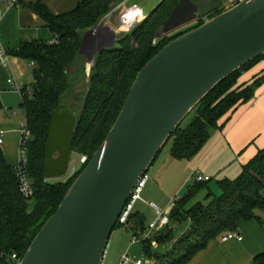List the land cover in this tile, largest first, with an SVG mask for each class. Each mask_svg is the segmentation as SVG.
<instances>
[{"label": "trees", "instance_id": "1", "mask_svg": "<svg viewBox=\"0 0 264 264\" xmlns=\"http://www.w3.org/2000/svg\"><path fill=\"white\" fill-rule=\"evenodd\" d=\"M178 1L162 0L142 22L116 39L113 48L95 57L88 70L87 90L82 96L79 114L75 116L72 153L86 156L88 162L118 117L140 69L170 41L226 10L223 6L207 15L200 11V19L192 27L157 38L158 30ZM117 3L118 0H80L71 11L58 15L40 2L29 6L56 40L53 43L42 40L21 43L18 50L9 52L34 64L32 83L21 90L20 102L30 134L25 144L23 171L31 196L26 199L20 194L16 166L6 163L0 146V264H17L87 164L81 165L76 175L64 182H49L44 177L45 143L51 112L61 104L66 105L63 99L71 90L69 69L82 60L79 53L82 34L97 26ZM263 59L264 55L224 79L193 109V120L185 128L179 126L173 131L168 140H172L170 154L174 159H189L197 154L210 131L220 128V120L253 98L264 83V74L239 86L238 79ZM84 64L77 67V74L85 73ZM207 183L189 186L187 193L173 202L168 213L169 224L152 235L157 248L173 242L165 246L167 249L152 251L149 243L152 238L142 243V252L152 260L151 264H187L209 241L237 230L239 221L255 219V210H264V149L241 167L235 179L216 182L218 196ZM204 188L208 191L204 203L191 204ZM186 222L189 223L186 231L174 239L170 223L181 226ZM145 223L141 214L131 213L127 229L139 236ZM118 226L119 223L115 228ZM252 264H264V253L257 255Z\"/></svg>", "mask_w": 264, "mask_h": 264}, {"label": "water", "instance_id": "2", "mask_svg": "<svg viewBox=\"0 0 264 264\" xmlns=\"http://www.w3.org/2000/svg\"><path fill=\"white\" fill-rule=\"evenodd\" d=\"M199 19L198 4L179 0L156 37ZM117 33L101 21L82 34L79 53L92 64ZM263 55L264 0H241L165 45L137 73L105 139L17 264H102L125 204L173 131L219 83ZM75 127L67 105L51 112L45 179L68 174Z\"/></svg>", "mask_w": 264, "mask_h": 264}, {"label": "crops", "instance_id": "3", "mask_svg": "<svg viewBox=\"0 0 264 264\" xmlns=\"http://www.w3.org/2000/svg\"><path fill=\"white\" fill-rule=\"evenodd\" d=\"M79 1L76 0L75 6ZM38 2H42L52 12L45 0H20L19 6L4 13L0 20V44L9 58V69L8 67H0V93L15 91L7 83L10 73L20 90L25 87L27 88L32 83L30 62L12 56L9 52L18 50L21 43H29L34 40L43 41V39L36 38L39 35L38 31L34 32L29 28L30 25L38 22V20L46 28L43 21L29 8V6ZM121 5L126 11H124L125 15H123L122 20L120 19L119 22L117 18H113L116 27H111L110 19L106 22L111 30L117 32H120V28H123V26H127L126 24L132 18L138 17L140 20H143L146 15L142 12L143 7L133 3L132 0H118L115 7ZM150 9L148 11H151ZM53 14L58 15L56 13ZM126 32H128V29ZM42 35L45 36V33ZM45 39H47L46 36ZM263 74L264 59L257 62L248 71L242 73L237 85L249 84L254 78H258ZM14 115H16L15 112ZM218 125L220 128L210 131L206 143L197 154L189 159H174L169 152L168 157L154 171L157 182L162 179L166 172H170L171 169H173L171 171L173 173L181 172L182 176L186 175L181 187L190 183L195 172L201 176L209 177L211 182L214 179L216 182L225 179H235L239 175L241 167L256 156L258 151L264 149V83L255 91L250 101L239 105L235 110L222 118ZM22 126L20 123L13 121L7 123L0 121V132H3V145L1 148L6 163L13 167L19 162V130ZM154 164L150 167L151 169L154 167ZM173 202H169L168 213L173 206ZM158 208L166 213V210H163L161 207ZM138 213L145 218L142 213ZM153 215L155 218L154 211ZM254 215L255 219L238 222L237 230L235 231L241 235V241L232 239L224 242L222 241V237L225 233L217 239L209 241L207 246L197 252L187 264H252L257 255L264 253V210H255ZM153 219L145 218V224Z\"/></svg>", "mask_w": 264, "mask_h": 264}, {"label": "rangeland", "instance_id": "4", "mask_svg": "<svg viewBox=\"0 0 264 264\" xmlns=\"http://www.w3.org/2000/svg\"><path fill=\"white\" fill-rule=\"evenodd\" d=\"M49 7L51 8L53 13L60 14L69 12L72 10L75 6L76 0H45ZM162 0H132L133 3L139 4L143 7L142 12L143 14H146L145 17L155 9V6H157ZM194 3L198 4L200 7L201 14L207 15L208 13L214 12L215 9L223 7L225 0H192ZM42 3V2H40ZM151 8V9H150ZM150 9L151 11H148ZM225 9H227L225 7ZM50 11V10H49ZM126 11L125 8H122L121 6L115 7L111 12L109 13L104 19L102 20V23H106L108 19H110L111 27H116V24L113 22V18H117L123 15V12ZM51 12V11H50ZM51 12V13H52ZM52 13V14H53ZM55 15V14H54ZM142 22V20H141ZM138 22L137 24H139ZM136 24V25H137ZM136 25H134L132 28H130L128 31L133 29ZM194 24L188 25L184 28H181L180 30L172 33L171 35H175L179 32L185 31L188 28L192 27ZM30 30L38 31L39 35L36 37L37 39H43L44 42H51L52 35L51 33L43 27L42 22L38 20V22H34L32 25L29 26ZM127 27L126 29L120 28V32L117 33L116 39H118L122 34L127 33ZM45 33V36L47 39H45V36L42 34ZM53 41V40H52ZM117 41V40H116ZM115 41V42H116ZM155 43V40L153 41ZM82 62L84 64L85 73L78 72L76 73L77 67H82ZM91 67V64L86 63L84 61V57H82V60L80 59L79 64H76L72 66L69 69V74L71 75L72 79V86L70 92L65 96L63 99V103H65L69 110L76 116L79 114V109L81 105L82 96L87 90V82H88V70ZM20 101H21V94L19 92L15 91H6L0 93V103H1V109H0V121L3 123H7L9 121H13L16 123H20V125L25 124V114L23 110L20 107ZM7 109V110H5ZM14 112L16 115H14ZM195 117V112L191 111L181 122L180 127L185 128ZM30 138V136H29ZM172 140H168L167 143L164 145V147L161 149L160 153L158 154V157L155 160L154 167L149 170L146 173V183L144 187L142 188V193H140V200L136 201L134 204L132 213L140 212L142 213L146 219H153V211L149 206V203L152 202L156 204L158 207H161L163 210H166V213L168 214V205L169 202H173L175 200H178L180 197L185 195L187 193V190L189 186H191V183L185 184L183 187H181L182 182L184 181L186 175H181V172H171L173 169L170 170V172H166L162 179L157 182L156 176H154V171L156 167H158L166 157H168L170 148H171ZM86 157L82 155H78L76 153H72L70 164H69V171L68 174L64 178L60 179H49V182H57V181H66L67 179L74 177L76 173L81 169L80 164V158ZM19 160H20V153H19ZM218 179V178H216ZM159 185V187H158ZM209 189L218 196L220 194V191L216 187V180L214 179L212 182L209 181L208 183ZM160 188V189H158ZM207 189H201L197 195L193 198L191 201V204L195 202H203L204 198L207 194ZM188 222L185 224L178 226L176 224L170 223V227L174 231V239L179 238L185 231L188 226ZM132 233L127 229L126 226L120 225L116 227L111 235L108 242V245L106 247L105 253H104V260L102 264H118L119 260L122 255L129 254L130 257H141L142 254V245L140 243H132ZM152 239L149 240V243L151 245L152 251H163L167 249L170 245L169 242L166 248L165 246L158 247L156 246V242ZM148 264H151L152 260L149 257H146Z\"/></svg>", "mask_w": 264, "mask_h": 264}, {"label": "built area", "instance_id": "5", "mask_svg": "<svg viewBox=\"0 0 264 264\" xmlns=\"http://www.w3.org/2000/svg\"><path fill=\"white\" fill-rule=\"evenodd\" d=\"M240 1L241 0H225L223 6L226 8H230ZM19 2L20 0H0V20L2 19L4 13H6L7 11H9L14 7L15 8L18 7ZM123 15H125V13H123ZM123 15L122 16L119 15L117 19L118 22L120 19L122 20ZM138 22L139 21L137 20V18H133L129 23L126 24L127 25L126 27L128 28L130 26L136 25ZM55 40L56 39L53 38V41L51 43L55 42ZM8 65H9L8 55L4 50V48L2 47V45L0 44V67H8ZM29 66L32 69L34 67V64L30 62ZM7 83L11 86L12 89L16 90L22 95V92L20 88L17 87L14 77L12 76L11 73L7 79ZM19 133H20V151H19L20 160L16 165V177L18 179L19 192L22 195V197L27 199L31 196V189L26 174L23 171V166L25 164V144L29 139L30 134L25 125H23L20 128ZM2 145H3V132H0V146ZM79 161L81 165H84L87 162V158L81 157ZM146 179L147 177L145 174L144 176H142V178H140L132 194L130 195L129 200L125 204L118 218L117 223H119L120 225L127 227L129 216L132 213L136 201L140 200V193L142 192V188L146 183ZM209 181H210L209 177L201 176L197 172H195L190 183L196 184V183L209 182ZM149 206L153 209L155 213V218L146 224L145 229L141 235L139 236L132 235L133 244L140 243L142 245V243L146 240H149L154 233L161 231L164 227H166L169 224L168 215L164 211L160 210L155 204L149 203ZM232 239L236 241H241L242 237L237 231L228 232L222 237V241L224 242ZM11 258L13 260H16L15 255H12ZM18 261L19 260H17V263ZM118 264H148V261L144 254L141 257H130L129 254H124L120 258Z\"/></svg>", "mask_w": 264, "mask_h": 264}, {"label": "flooded vegetation", "instance_id": "6", "mask_svg": "<svg viewBox=\"0 0 264 264\" xmlns=\"http://www.w3.org/2000/svg\"><path fill=\"white\" fill-rule=\"evenodd\" d=\"M104 34H107L105 32H103ZM101 34V33H100ZM106 37V36H105ZM109 37L107 36L106 39H108ZM108 42V41H107ZM84 57V61L86 60V56L85 55H82ZM95 59V58H94ZM94 61V60H93ZM86 62V61H85ZM87 63V62H86ZM93 63V62H92ZM92 65V64H91Z\"/></svg>", "mask_w": 264, "mask_h": 264}, {"label": "bare ground", "instance_id": "7", "mask_svg": "<svg viewBox=\"0 0 264 264\" xmlns=\"http://www.w3.org/2000/svg\"><path fill=\"white\" fill-rule=\"evenodd\" d=\"M133 8H134V7H133ZM136 10H137V8H136ZM139 12H140V11H139ZM123 13H124V12H123ZM136 13H138V12H136ZM126 15H127V14H126ZM132 19H133V18H132ZM138 19H139V21H141L140 18L137 17V20H138ZM123 28L126 29V26H123Z\"/></svg>", "mask_w": 264, "mask_h": 264}]
</instances>
